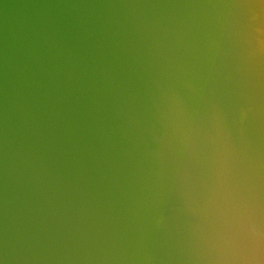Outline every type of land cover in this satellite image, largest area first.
<instances>
[{
  "label": "water",
  "instance_id": "95a60500",
  "mask_svg": "<svg viewBox=\"0 0 264 264\" xmlns=\"http://www.w3.org/2000/svg\"><path fill=\"white\" fill-rule=\"evenodd\" d=\"M2 264H264L260 0H0Z\"/></svg>",
  "mask_w": 264,
  "mask_h": 264
},
{
  "label": "snow or ice",
  "instance_id": "6c2138e0",
  "mask_svg": "<svg viewBox=\"0 0 264 264\" xmlns=\"http://www.w3.org/2000/svg\"><path fill=\"white\" fill-rule=\"evenodd\" d=\"M261 4H264V0H260ZM0 264H2V261H0Z\"/></svg>",
  "mask_w": 264,
  "mask_h": 264
}]
</instances>
